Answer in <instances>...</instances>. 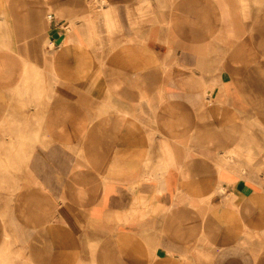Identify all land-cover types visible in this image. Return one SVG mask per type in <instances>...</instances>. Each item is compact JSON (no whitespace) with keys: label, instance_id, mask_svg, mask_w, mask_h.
<instances>
[{"label":"crops","instance_id":"1","mask_svg":"<svg viewBox=\"0 0 264 264\" xmlns=\"http://www.w3.org/2000/svg\"><path fill=\"white\" fill-rule=\"evenodd\" d=\"M7 249L264 264V7L0 0V264Z\"/></svg>","mask_w":264,"mask_h":264},{"label":"rangeland","instance_id":"2","mask_svg":"<svg viewBox=\"0 0 264 264\" xmlns=\"http://www.w3.org/2000/svg\"><path fill=\"white\" fill-rule=\"evenodd\" d=\"M250 3L253 5H260V6L264 7V0H245L246 5H249ZM5 257H6V261L8 264H13L14 260L20 261L21 264H28L27 260L25 259L24 254L14 255L13 253H11L10 249H7V253H6Z\"/></svg>","mask_w":264,"mask_h":264},{"label":"bare ground","instance_id":"3","mask_svg":"<svg viewBox=\"0 0 264 264\" xmlns=\"http://www.w3.org/2000/svg\"><path fill=\"white\" fill-rule=\"evenodd\" d=\"M6 13V12H5ZM7 18V17H6ZM11 35V34H10ZM54 83V82H53ZM54 86V85H53ZM123 116V115H122ZM171 209V208H170ZM144 254V253H143Z\"/></svg>","mask_w":264,"mask_h":264}]
</instances>
